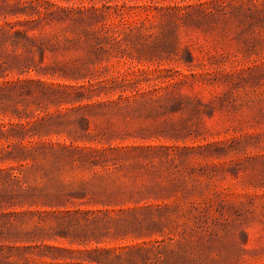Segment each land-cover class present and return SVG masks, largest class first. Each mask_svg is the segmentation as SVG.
Here are the masks:
<instances>
[{
	"label": "rangeland",
	"instance_id": "1",
	"mask_svg": "<svg viewBox=\"0 0 264 264\" xmlns=\"http://www.w3.org/2000/svg\"><path fill=\"white\" fill-rule=\"evenodd\" d=\"M0 264H264V0H0Z\"/></svg>",
	"mask_w": 264,
	"mask_h": 264
}]
</instances>
